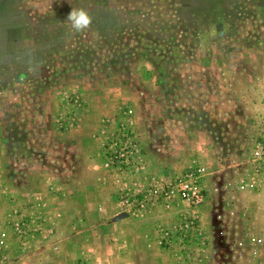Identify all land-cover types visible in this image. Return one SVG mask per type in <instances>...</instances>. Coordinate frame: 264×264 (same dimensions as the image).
<instances>
[{"label":"rangeland","instance_id":"1","mask_svg":"<svg viewBox=\"0 0 264 264\" xmlns=\"http://www.w3.org/2000/svg\"><path fill=\"white\" fill-rule=\"evenodd\" d=\"M79 7L92 24L77 33L65 20ZM263 126L264 0H0L5 264L39 241L45 194L68 200V209L74 199L83 215L90 198L102 197L87 187L109 183L122 210L140 218L183 201L166 200L162 187L195 164L205 168L214 233L231 208L264 227ZM41 170L46 193L19 189ZM72 183L79 190H61ZM134 195L145 196L143 207ZM25 206L19 235L10 217ZM76 221L87 236V218Z\"/></svg>","mask_w":264,"mask_h":264},{"label":"crops","instance_id":"2","mask_svg":"<svg viewBox=\"0 0 264 264\" xmlns=\"http://www.w3.org/2000/svg\"><path fill=\"white\" fill-rule=\"evenodd\" d=\"M34 175V185L19 186V189L31 190L37 195L46 193V184L42 182L47 180L48 172L41 170ZM60 188L64 192L79 190L73 183ZM87 189L91 193L101 192L102 197L90 198L83 208V215L79 210L75 212L74 199L70 202V210L68 200L43 194L42 198L46 200H40L39 208L46 212L47 227L35 245L18 255L20 264H34L37 260L40 264H180L187 257V264H264V233L259 232L263 226L256 222L254 213L245 217L242 212L236 213V208H231L225 216L220 215L223 227L217 225L214 233L212 224L217 219L212 215V207L205 204L198 212L205 229L204 241L197 243L193 239L185 248L176 244L178 241L172 237L175 233L172 228L189 212L186 201H178L168 210L158 206L146 216L136 218L128 214V210H122L111 184L100 183ZM79 218H87L89 222L87 236L80 235L82 230L76 221ZM228 221L229 229L226 228ZM8 233L9 228L3 226L0 229V242L4 246L10 242ZM169 234L170 239L166 238ZM162 238H166L169 246H160Z\"/></svg>","mask_w":264,"mask_h":264},{"label":"built area","instance_id":"3","mask_svg":"<svg viewBox=\"0 0 264 264\" xmlns=\"http://www.w3.org/2000/svg\"><path fill=\"white\" fill-rule=\"evenodd\" d=\"M256 161L259 165L258 170L264 171V126L262 127L257 142ZM148 194H154V191L150 190ZM162 195L166 200L179 197L186 201L190 207L189 212L181 216L180 227L178 228L177 234L172 237L178 238L185 245L191 243L193 239H195L197 243L204 241L205 229L198 212L200 208L206 204L209 196L206 188L205 168L201 164L192 165L185 172L177 175L173 180L166 182L162 187ZM131 196L133 198V195ZM134 196V199L137 200L139 204V208H141L140 206L143 207L145 204V196ZM130 200V198H126L128 206L131 203ZM26 207L27 206L23 207L24 210L20 214L22 216L19 219H17L19 214H12V217H10L11 223H13L14 226V231L19 235L25 234V225L29 222V215ZM17 212H19V210H17ZM13 220L18 221L15 222ZM43 220L46 221V217H43ZM167 237L170 239L171 235L169 234L166 238ZM10 260L9 253L5 251L2 242H0V264H5ZM12 262L13 264H20V262L15 259L12 260ZM185 264L187 263L185 262Z\"/></svg>","mask_w":264,"mask_h":264},{"label":"clouds","instance_id":"4","mask_svg":"<svg viewBox=\"0 0 264 264\" xmlns=\"http://www.w3.org/2000/svg\"><path fill=\"white\" fill-rule=\"evenodd\" d=\"M65 21L70 25V30L79 33L90 28L92 17L83 7L72 8Z\"/></svg>","mask_w":264,"mask_h":264}]
</instances>
